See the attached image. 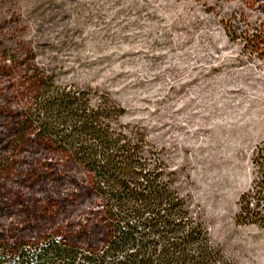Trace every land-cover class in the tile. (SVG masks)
<instances>
[{
  "label": "rangeland",
  "instance_id": "obj_1",
  "mask_svg": "<svg viewBox=\"0 0 264 264\" xmlns=\"http://www.w3.org/2000/svg\"><path fill=\"white\" fill-rule=\"evenodd\" d=\"M124 109L213 240L264 264V226L239 199L264 142V0H0V242L58 234L100 246L106 221L83 169L19 130L36 78Z\"/></svg>",
  "mask_w": 264,
  "mask_h": 264
},
{
  "label": "trees",
  "instance_id": "obj_2",
  "mask_svg": "<svg viewBox=\"0 0 264 264\" xmlns=\"http://www.w3.org/2000/svg\"><path fill=\"white\" fill-rule=\"evenodd\" d=\"M34 107L20 127L51 140L84 170L98 196L106 238L94 248L58 234L39 241L0 242V264H239L216 245L141 131L120 123L124 109L91 89L38 77ZM258 175L239 199L237 222L264 226V142L254 152Z\"/></svg>",
  "mask_w": 264,
  "mask_h": 264
}]
</instances>
